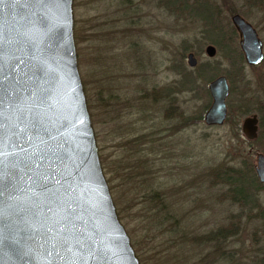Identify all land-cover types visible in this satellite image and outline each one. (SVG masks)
<instances>
[{
	"label": "rangeland",
	"instance_id": "374dc122",
	"mask_svg": "<svg viewBox=\"0 0 264 264\" xmlns=\"http://www.w3.org/2000/svg\"><path fill=\"white\" fill-rule=\"evenodd\" d=\"M262 1L211 0L219 24H230L215 43L202 31V20L187 10L172 12L161 0H73L78 69L117 214L125 204L142 201L134 207L136 214L129 208L118 214L140 264H255L249 215L242 218L237 234L219 235L239 209L223 198L221 185H210V175L225 165L241 166L245 159L257 177L256 154H264V138L249 140L241 131L244 117L259 118L264 109V59L248 65L237 31L233 42L228 37L230 16L239 13L257 29L264 53ZM208 44L216 48L213 58L205 54ZM189 52L197 64L209 66L201 75L191 74L192 82L185 85L180 72L190 68ZM220 74L230 87L227 117L222 125L208 126V83ZM153 89L155 101L148 95ZM162 91L170 98L161 100ZM139 154L145 156L153 180L143 185L142 176L135 181L138 191L149 186L144 196H121L124 186L112 167L121 160L131 164ZM149 191L174 206V218L150 221L143 202L155 195ZM259 191L262 200L264 189ZM174 219L180 227L172 224Z\"/></svg>",
	"mask_w": 264,
	"mask_h": 264
},
{
	"label": "water",
	"instance_id": "95a60500",
	"mask_svg": "<svg viewBox=\"0 0 264 264\" xmlns=\"http://www.w3.org/2000/svg\"><path fill=\"white\" fill-rule=\"evenodd\" d=\"M247 64L264 59L257 31L231 18ZM214 57L216 48L205 47ZM190 67L197 65L187 54ZM230 87L208 83V126L227 117ZM256 114L241 131L258 135ZM255 173L264 183V154ZM0 264H140L103 173L74 38L73 0H0ZM68 241V248L53 245ZM70 249V250H69ZM58 254V255H57Z\"/></svg>",
	"mask_w": 264,
	"mask_h": 264
},
{
	"label": "trees",
	"instance_id": "16d2710c",
	"mask_svg": "<svg viewBox=\"0 0 264 264\" xmlns=\"http://www.w3.org/2000/svg\"><path fill=\"white\" fill-rule=\"evenodd\" d=\"M204 2H206L208 6H203V9H200L199 6H202ZM160 3L172 12H181L187 10V14H189L190 17L202 20L203 26L206 27L202 29V31L207 34L213 42L216 43L220 40L219 38L222 39L224 37L225 30L218 28L217 25L220 18L219 11L212 6L211 0H200L199 2L197 1V5L192 6L186 3V0H161ZM230 31L232 35L230 34V36L228 35V37L233 42L235 29L231 28ZM239 59H241V56ZM207 66L209 65L207 64L206 66H202L200 64H197L194 67H190L187 72L181 71L180 75L181 80H183L182 84H190L192 82V77L190 75L196 72L197 75H201L204 71L207 70ZM154 90L155 89L152 90V96L151 93H148L149 98H152V101H155V99L158 98ZM86 93L88 94L87 90ZM159 97L161 98V100L162 98H170V96L165 93V91H162ZM260 111L261 112L259 117L257 139L264 138V109ZM172 115L173 112H170L166 115V117L170 118ZM132 158L133 163L126 164L121 160L116 164V168L112 167V172H114L115 176L119 178V181H121V184L124 186V190H122L121 196L126 197L128 195H135V197L138 198V193L142 194L141 196H144L146 194V191L149 189L147 188L149 186L142 188L141 191H138L135 181L138 178L145 176L144 178L142 177L143 179H140L141 183L143 185L145 181H149L151 183L154 177V173L147 166L148 162L145 159L144 155H133ZM241 163V166L225 165L221 170L216 169L210 175V185H221V187L223 188V198L225 200H229L239 209L238 213H233L229 216V218L227 219L229 222L219 229V235L228 237L237 234L242 218L245 215H249L248 221H251V234L253 243L255 245L254 262L255 264H264V199L261 200L258 194V192H260L259 190L264 189V183L260 182L258 178L255 177L254 173L252 172L253 168L251 163L248 162V164L245 159L242 160ZM103 166L105 168L107 167L106 161L104 162ZM109 171L111 170H109L108 168V172ZM149 192H151V194L154 193L155 195L153 197H150V201H146L144 199L143 202L147 203L146 208H148V211L151 213V215H149V218L151 219L150 221L153 220V222H156L161 219L164 220L174 218L176 215L174 206L167 203L165 199L158 194L157 191ZM141 202L142 201H135V203H133L132 201L129 204H125L123 207L118 208V214L121 217V213L127 208H129L128 210H132V212L136 214V209L134 210V207H136V205ZM153 211H155V214L153 213ZM177 221L178 220L174 219V222H172V224H178L180 227V223H178ZM167 230L169 229H165V231Z\"/></svg>",
	"mask_w": 264,
	"mask_h": 264
},
{
	"label": "snow or ice",
	"instance_id": "6c2138e0",
	"mask_svg": "<svg viewBox=\"0 0 264 264\" xmlns=\"http://www.w3.org/2000/svg\"><path fill=\"white\" fill-rule=\"evenodd\" d=\"M3 195H4V177L2 175H0V198H2ZM57 246H60V247H63V248H68L69 247L68 241L67 240H64L62 242L58 241L57 244L53 245V252H55V249H56Z\"/></svg>",
	"mask_w": 264,
	"mask_h": 264
},
{
	"label": "flooded vegetation",
	"instance_id": "af4514ba",
	"mask_svg": "<svg viewBox=\"0 0 264 264\" xmlns=\"http://www.w3.org/2000/svg\"><path fill=\"white\" fill-rule=\"evenodd\" d=\"M256 1V0H255ZM254 2V1H253ZM255 3V2H254ZM262 3H264V0L262 1ZM260 8H262V7H260ZM264 8V7H263ZM235 14H238L244 21H246L247 23H249L253 28H254V30H256L257 31V29L249 22V21H247L243 16H241L239 13H232L231 14V16H230V21H231V18H232V16L233 15H235ZM221 20V19H220ZM218 25V28H220V29H224V27L225 26H230V24H227V25H224L223 23H221V24H217ZM231 25H232V28H234L235 30H236V28H235V26H234V24L232 23V21H231ZM237 31V30H236ZM238 33V32H237ZM258 34V33H257ZM239 36V35H238ZM262 41V40H261ZM262 46H263V42H262ZM211 58H213V57H211ZM248 65H250V64H248ZM252 66H254V65H252ZM230 92V91H229ZM259 119V118H258ZM259 126V125H258ZM257 137H258V135H257Z\"/></svg>",
	"mask_w": 264,
	"mask_h": 264
}]
</instances>
